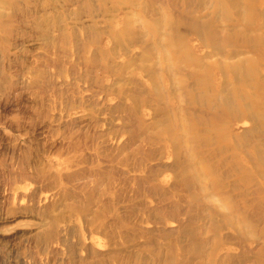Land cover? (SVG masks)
I'll return each mask as SVG.
<instances>
[{
  "label": "rangeland",
  "instance_id": "374dc122",
  "mask_svg": "<svg viewBox=\"0 0 264 264\" xmlns=\"http://www.w3.org/2000/svg\"><path fill=\"white\" fill-rule=\"evenodd\" d=\"M221 1L0 0V264H264V0Z\"/></svg>",
  "mask_w": 264,
  "mask_h": 264
},
{
  "label": "bare ground",
  "instance_id": "6f19581e",
  "mask_svg": "<svg viewBox=\"0 0 264 264\" xmlns=\"http://www.w3.org/2000/svg\"><path fill=\"white\" fill-rule=\"evenodd\" d=\"M201 1V0H200ZM224 1V3H222V1H221V3H216V4H214L215 5V8H216V10H219L220 12H222L223 14V16L226 18H224V20H226V21H228L227 19L229 18V17H231V15L236 11V13H245V12H248V10L250 11V10H252L253 9V4H252V1L253 0H247V1H245V3H244V5H243V3H240V1L239 0H223ZM219 2V1H218ZM198 4L200 5V2H198ZM210 5H211V3H210ZM206 6V5H205ZM231 7V9H230V7ZM202 8V7H201ZM227 10H229V11H227ZM231 11V12H230ZM230 12V13H229ZM232 13V14H231ZM238 15V14H237ZM242 15V14H241ZM240 15V16H241ZM242 18V17H241ZM230 19V18H229ZM243 20V22H245V18L243 17L242 18ZM249 18H247L246 20V22H247V25L249 24L248 22H250V20H248ZM211 20V19H210ZM239 24H237L235 27H239L238 26ZM234 28V27H233ZM262 30L264 31V27L262 28ZM242 30L240 31V33L242 34ZM246 32V31H245ZM250 32V31H249ZM262 32V31H261ZM251 33V32H250ZM227 34V33H226ZM223 35V34H222ZM243 35V34H242ZM245 36H246V39H243L242 40V43H243V47L244 48H246V49H251V48H257L258 50H262V52H263V50H264V37L262 38H258V40H257V42H255V44H253L254 42L252 41V39H249L248 38V33L246 32L245 33V35H243V37L245 38ZM250 37V36H249ZM231 37H229V38H226L225 39V41H223L222 43L224 44V43H231ZM204 42H206V43H208V44H211V46L213 47V51H214V53L215 52H218V50L220 49V46H222L221 44L219 45V43L211 36V35H209V36H205V38H204ZM258 45V46H257ZM243 51V50H242ZM238 52V51H237ZM229 53V52H228ZM239 53V52H238ZM235 55H238V54H236L235 52H231V53H229L228 55H223L225 58H230V57H234ZM262 60L264 59V58H261ZM252 60L250 59L249 60V65H254L253 64V62H251ZM264 63V60L262 61V64ZM243 68V67H242ZM242 68H239V66H238V68L235 66V67H232L231 69L229 68V72L231 73V74H233V75H235V74H238V73H246L245 74V77H247V75H248V72H247V70H248V68H247V70L245 71V70H243ZM226 70V69H225ZM261 70H262V68H261ZM263 70H264V68H263ZM252 72H253V70H252ZM206 73V72H205ZM249 74L251 75L252 73H250L249 72ZM255 74H258V72L256 73L255 72ZM250 75H248V76H250ZM238 76V75H237ZM236 76V77H237ZM263 76V75H262ZM235 77V78H236ZM253 77V76H252ZM234 78V79H235ZM239 78H240V76H239ZM247 79V78H246ZM248 80V79H247ZM262 80V88H261V90H259V92H258V100H259V102H260V99L262 100V102H263V99H264V77L261 79ZM237 81H238V79H237ZM242 81V80H241ZM250 82V81H249ZM239 84V86L241 87V88H244V86L245 87H248V88H250L251 89V85H248L249 83H248V81H246V82H244V83H241V82H238ZM237 84V83H236ZM242 84H244V85H242ZM255 84V83H254ZM249 89V90H250ZM223 90V89H222ZM225 90V89H224ZM223 92V91H222ZM228 93H231V92H229L228 91ZM227 93V94H228ZM226 94V93H225ZM231 95V94H230ZM219 96V95H218ZM228 96V95H227ZM239 96H240V94H239ZM253 97H254V94L252 95ZM232 97V96H231ZM227 98V97H226ZM225 98V99H226ZM243 98V97H242ZM263 98V99H262ZM222 99V98H221ZM228 99V98H227ZM227 99H226V101H227ZM247 99V98H246ZM222 101H223V99H222ZM233 102V100L231 99L230 100V102ZM224 102V101H223ZM228 102V101H227ZM236 102V101H235ZM212 103V102H211ZM234 103V102H233ZM242 103V102H241ZM222 104V103H221ZM226 104V103H225ZM251 104V103H250ZM227 105H228V103H227ZM233 105V104H232ZM245 105V104H244ZM247 105V104H246ZM249 105V104H248ZM247 105V106H248ZM261 105L263 106V108H264V104L263 103H259V107H258V109L259 108H261ZM215 106V105H214ZM213 106V107H214ZM218 106V105H217ZM229 106H231V104L229 105ZM234 106V105H233ZM237 107V106H236ZM250 107V106H249ZM226 108V107H225ZM231 108V107H230ZM252 108V107H251ZM232 109V108H231ZM231 109H230V113H231ZM237 109V108H236ZM257 109V108H256ZM237 111H239V109L237 110ZM244 111V110H243ZM252 111V110H251ZM259 111V113L261 112L262 113V115H264V110H258ZM233 112V111H232ZM235 112H236V110H235ZM249 112V111H248ZM238 113V112H237ZM251 114V113H250ZM249 114V115H250ZM248 116V115H247ZM255 116V115H254ZM239 117V116H238ZM242 117V116H241ZM252 116H250V118H251ZM263 117V116H262ZM235 118V117H234ZM234 118H233V120H234ZM263 119V118H262ZM264 120V119H263ZM251 122V121H250ZM256 123V122H255ZM263 123H264V121H263ZM261 126V125H260ZM255 128V127H254ZM258 128H259V126H258ZM253 129V128H252ZM253 130H256L257 131V129H253ZM260 135V134H259ZM260 137V136H259ZM261 137H263V136H261ZM260 137V138H261ZM262 141H263V139H262ZM263 144V143H262ZM257 149V148H256ZM259 150V149H258ZM258 150H257V152H258ZM263 153V152H262ZM262 155H260V157H261ZM258 159H259V157H258ZM261 159V158H260ZM263 159H264V157H263ZM262 159V160H263ZM261 161V160H260ZM256 162H258V161H256ZM262 162H264V160L263 161H261V163Z\"/></svg>",
  "mask_w": 264,
  "mask_h": 264
}]
</instances>
